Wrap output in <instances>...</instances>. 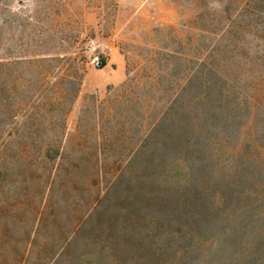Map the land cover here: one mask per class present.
<instances>
[{"label":"rangeland","instance_id":"rangeland-1","mask_svg":"<svg viewBox=\"0 0 264 264\" xmlns=\"http://www.w3.org/2000/svg\"><path fill=\"white\" fill-rule=\"evenodd\" d=\"M263 241L264 0H0V264Z\"/></svg>","mask_w":264,"mask_h":264},{"label":"built area","instance_id":"built-area-1","mask_svg":"<svg viewBox=\"0 0 264 264\" xmlns=\"http://www.w3.org/2000/svg\"><path fill=\"white\" fill-rule=\"evenodd\" d=\"M107 52L96 54L91 59V64L94 68H102L107 62Z\"/></svg>","mask_w":264,"mask_h":264},{"label":"trees","instance_id":"trees-1","mask_svg":"<svg viewBox=\"0 0 264 264\" xmlns=\"http://www.w3.org/2000/svg\"><path fill=\"white\" fill-rule=\"evenodd\" d=\"M58 59H60V60H62V57L60 58V57H58ZM62 61H64V62H66L67 60L66 59H63ZM68 66H73L72 64H71V61L69 62V63H67V66L65 67V69H69V67ZM70 67V68H71ZM22 148V147H21ZM48 153V151H46L45 150V152H44V154H47ZM5 181H6V179H4ZM32 181L33 179H30L29 178V181ZM34 181V180H33ZM258 254H260L261 255V257H260V259H258L257 257H255V262H257V264H263L262 263V261L264 262V241L262 242V245H261V247L258 249Z\"/></svg>","mask_w":264,"mask_h":264}]
</instances>
